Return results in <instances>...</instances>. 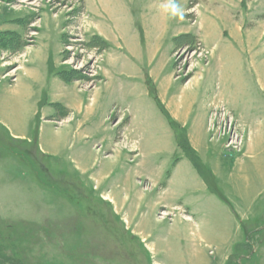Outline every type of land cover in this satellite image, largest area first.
<instances>
[{
	"label": "rangeland",
	"instance_id": "374dc122",
	"mask_svg": "<svg viewBox=\"0 0 264 264\" xmlns=\"http://www.w3.org/2000/svg\"><path fill=\"white\" fill-rule=\"evenodd\" d=\"M176 1L181 10L183 7L187 8L185 18L183 17L186 23L181 25V22H178L181 17L172 16L173 19L168 21L165 30H160L158 24L157 27L149 29L148 37L145 36L142 43L136 40V44L125 46L123 54L115 57L113 64H110L112 74L107 76L105 86L102 85L93 94L85 96L87 102H91L95 108L96 119L93 117L94 123L89 125L92 134L86 140H80L84 132L75 136L71 133L62 140L63 146L60 148L63 147L65 150L63 154L71 153L77 156V159L83 160L84 166L89 161L87 176L76 175L75 165L70 161H64L65 172L60 174L43 169L47 158L38 152L36 146L38 121L42 116L57 112L55 106H47L51 104V99L46 96L45 91L44 95L40 96L37 119V113L33 115L31 106L24 103L25 97L22 98L23 102L7 108L8 101H1L2 98H6L1 92L0 116L5 114L17 118L20 127L32 137L14 140L1 131L6 130L0 126V188H2L0 264H264V216L260 217L258 224L255 223L257 220H241L242 237L237 239L232 230L236 218L233 219L231 213V209L235 210L232 204L238 201L236 192L231 191L230 184H226V192L231 195L232 202L224 194L223 188L216 183L212 171L202 162L216 184L215 190L210 186L209 188L219 200L216 201L218 205L214 206L219 235L211 236L209 230H204L200 238L194 225L186 222L183 224L179 217L174 218L172 225L164 227L155 223L153 217L148 215L145 217L147 233L150 234L147 240L148 244L153 246V251L147 252V245L140 242L141 238L139 241L133 238L132 227L127 222L122 221L120 216H115L111 208L101 207L98 199H93V194L96 193L92 191L90 185L94 177L103 181L104 187L117 189L118 185L121 191H126L129 187V179L139 177L132 175L127 167H118L115 169L117 170L115 175L104 179L107 176H103L102 169L109 161L97 156L92 146L101 145L100 149L105 152L114 145V139L123 128L112 126L113 119L119 115L129 119L132 114L128 121L132 124L129 136L133 143L126 144L131 148L134 146L142 149L144 155L148 153V148L158 149L157 144L155 142V145L152 144V141L166 133L165 126L162 125L165 118L162 115L165 114L164 107L157 103L158 91L166 85L174 67L176 76L188 82L186 85L182 81L172 84L169 93L170 100L187 103L183 120L192 125L193 120L198 119V106L201 103L197 102L211 96L217 89L226 91L230 99L236 101L240 109L244 110L246 116L244 119L251 129L249 132L251 148H247L241 154L244 140L242 127L236 122L232 112L225 108L212 111V137H220L223 149L232 156L248 157L250 153L254 155L257 153L256 158H260L261 164L264 165V89L261 87L264 82V0L243 2L215 0L216 3L214 0ZM6 2L11 10L26 15L22 21L25 25V43L18 47L16 41L14 43L17 46L16 50H5L0 46V75L14 73L20 66L19 53L22 54L23 48L28 46L31 48L27 51V56L34 62L40 78L46 79L44 75L47 71V61L49 57L55 61L59 56L62 39L55 26L49 25L38 37L35 29L39 27L42 13L51 10L56 17L67 12L72 14L75 8L79 7L78 0H6ZM200 3L202 6L198 7ZM199 8L201 15L198 21ZM211 10L215 15L211 14ZM42 23L45 27L48 22L44 19ZM190 24L196 25L194 29L206 35L203 36L204 45L199 39L191 38L192 42H186L185 45L176 48L173 62L170 57L174 49V43H170L172 33L183 32L182 29ZM239 24L242 25L241 29H244L241 31L242 34L236 31ZM21 32L24 33L23 30ZM70 32L72 35L66 38L70 45H65L60 59L64 61L62 63L65 66L71 67L75 77L91 80L96 74V58L100 54V48L91 49L85 45L80 31ZM247 32L251 34L248 36ZM158 36L160 38L162 36L159 41L156 39ZM84 38L89 39L87 35ZM226 38L230 40L224 41ZM153 40L156 42H152ZM144 41L149 42V47L151 44L156 45L153 53H147L148 47L144 46ZM214 43L217 46L211 50ZM208 59L209 65L204 69L205 72L197 76ZM130 60L132 66L129 64ZM147 68L154 69L156 78L160 77L156 84L150 82V78L142 83L139 73L141 69L147 71ZM2 85L4 82L0 87ZM132 93L140 96L135 97L137 94ZM32 103L35 104V101L32 100ZM61 111L60 118L69 113L67 110ZM106 114L110 115L111 121L104 124L102 117L104 118ZM62 121L61 119L54 123L58 126ZM78 121L79 119L73 122V130ZM167 121V129L175 135L180 148L184 152L189 150L190 144L186 140L181 124L176 121L177 127H174L169 119ZM48 133L49 131L46 133L47 138ZM51 137L50 134L49 138ZM152 137L155 138L151 139ZM169 138L172 139V136L169 135ZM69 139L70 148L67 149L64 143ZM116 152L115 149L112 157L120 153ZM256 158L248 157L246 161L252 163L251 159L257 161ZM190 160L195 165L191 158ZM142 161L148 163L144 156ZM115 162L116 165H120L121 158L116 157ZM246 166L253 172L250 176L253 178V188H256L257 192L264 183L259 186L256 165L252 163L251 166L248 164ZM196 168L198 169L197 166ZM154 169L156 167L150 166V170ZM143 171L147 173L146 169ZM198 171L204 177L203 172L199 169ZM79 179L86 181V185L84 182H75ZM142 180L144 182L146 178ZM179 190L176 188L175 193L179 194ZM128 192L131 193L130 189ZM259 202L264 204V195ZM41 219L42 225L38 224ZM28 229L30 231H26ZM226 230L229 232L226 233Z\"/></svg>",
	"mask_w": 264,
	"mask_h": 264
},
{
	"label": "crops",
	"instance_id": "0c3cea01",
	"mask_svg": "<svg viewBox=\"0 0 264 264\" xmlns=\"http://www.w3.org/2000/svg\"><path fill=\"white\" fill-rule=\"evenodd\" d=\"M240 1L243 2L244 0ZM172 2L177 3L176 0H78L79 7L77 6L78 8H75V12L72 14L67 12L60 17H56L51 10L42 13L39 27L35 29L38 32L37 37L41 35L43 29H48L49 25L55 26L62 39L61 52L55 61L52 57H49L47 61V71L44 75L46 79H43L40 78L39 73L35 70V65H33L34 62L27 56V51L31 47L27 46L23 48V53H19V55H21L19 57L20 66L14 70L13 74L6 75L4 73L0 75V86L2 82H4V85L0 87V94L2 92L4 93V97H6L2 98V100L0 97V100L2 102L8 101L6 106L7 108H11L17 103H20L22 98L25 97L24 103L31 106L33 115L37 113V119L39 115L40 96L42 97L45 91L46 96L48 95L49 99H51V104L47 106L49 107V105H51L57 108L56 113L42 116L41 120L39 119L38 121L36 146L39 150L38 152L43 154L44 158H47L45 161V168H43L44 170H52L57 174L63 173L65 172L63 169L64 161H70L71 164L75 165L76 175L87 176V166L90 167L89 161L86 166H84L83 164L85 163L83 160L80 158L77 159V156L71 153L68 155L63 154L65 150L63 147L60 148V146H63L62 140L67 134L71 133H74L72 136H75L80 132H84V135H82L83 138H80V140H86V138L92 134V129L89 125L94 123L93 117H95V108L91 102H87V97L85 99L86 94H93L96 90L101 88L102 85L105 86L108 80L107 76L112 74V72H110V64H113V60L116 59L115 57L123 54L125 46L133 43L136 44V40H138V43H142L143 40H145V36L146 38L148 37L149 29L151 30L153 27H157L158 24H160L158 25L160 30H165L168 21L170 22L173 19L169 8ZM213 2L216 3L215 0ZM231 2H233V0H231ZM200 6H202V3H200L198 7ZM211 11V14L215 15L214 11ZM182 12L185 18L187 8L183 7ZM9 14H11V17H9ZM22 15L25 14L20 11L11 10L7 6L6 0H0V33L8 34L9 36L10 34H14V36L17 37L16 41L18 47L25 43V25L22 21L25 19L24 17H26V15ZM198 15L199 21L201 15L200 8ZM183 17L178 21L181 22V25H183L182 23H186V19ZM44 19L48 22L45 24V27L42 23ZM195 26L196 25L193 26L190 24L188 27L182 29L184 30L183 32L172 33L170 43H174V49L170 57H172L171 60H173V62V55L176 48L182 44L185 45L186 42H192L193 40H191V38L199 39L204 45L205 39L203 36L206 35H202L204 33L198 29L196 31V29H194ZM241 28L242 25H237L236 31L242 34L243 32L241 31H244V29L242 30ZM22 30L24 33L21 32ZM71 30L80 31L85 45L89 48H100V54H98V58H96V74L91 80L75 77L73 73L68 78H64L60 74L63 71H68V73L72 72L71 67L65 66V64L62 63L64 61L60 59V54L64 51L65 45H70L69 40L66 38L72 35L70 34ZM221 31H223V29ZM250 34V32H247L248 36ZM85 35H87L89 39L84 38ZM161 38L158 36L156 39L159 41ZM227 40L230 39H224V41ZM144 42V46L148 47L146 50L147 53H153L156 45L151 44V47H149V42ZM152 42L156 41L153 40ZM17 46L9 45L2 49L16 50ZM157 46H159V44H157ZM216 46L217 45L214 43L211 50L216 48ZM154 55L155 53L152 54L153 60ZM120 60L121 58L118 61ZM117 62H115V64ZM129 62L132 66L131 60ZM208 65L209 59L207 63H204L202 69L198 71L197 76H201ZM135 69H137V67H135ZM123 70L125 72V69ZM140 75L142 83L146 82L147 78H150V82L154 84L160 80V77L156 78L154 69L149 70L147 68V71L141 69L139 76ZM130 78L133 77L130 76ZM179 81H182L184 85L188 83L184 82L181 77L176 76L174 67L172 73L167 78L166 85L161 87V91L159 88L157 103L164 107L163 111L167 117L162 113L163 117L167 120L172 119L174 122L178 121L181 124L179 125L183 128L190 147H192V150L201 162L212 171L216 183H218L220 188H223L225 191L224 194L229 197L232 202L233 199L231 195L226 192V184H230L231 191L236 192L235 196L238 201L232 204L235 210L231 209L233 219L236 218L232 230H234L236 238L239 239L242 237L241 220H257L255 223L258 224L260 217L264 216V204H260L259 202L264 195V184L259 188V191L256 192V188H253L252 185L253 178L250 176L253 172L246 164L251 166L253 163L256 165V175L259 178V186L264 183V165L263 163L261 164L260 158H256L257 153L255 155L252 153L249 154L250 156L248 157L253 159L256 158L257 160L251 159L252 163L246 161L248 158L247 156L244 157L243 155L240 156L237 154L238 156L235 157L229 154L223 149L221 144L222 139H220V137H212L211 125L213 120L212 111L225 108L232 112L236 122L242 127L244 133L242 154L244 150L251 148L250 142L252 144L249 133L251 129L246 123V119H244L246 117L244 110L240 109L237 103H235L236 101L234 102L230 99L226 91H219V89H217L211 96L204 97L203 101L197 102L198 104L201 103L198 106V119L195 118L191 125L183 120V114L187 110V103L175 102L169 99L171 85ZM261 87L264 89V82L261 84ZM71 91L73 93H71ZM145 92L147 93L146 90ZM138 96L140 95L137 94L135 97ZM32 100L35 101V104L32 103ZM248 107L246 108L248 109ZM61 110H67L69 113H67L65 117L60 118L59 113L62 112ZM131 116L129 119H124L121 115L116 119L112 118V126L116 125L123 129L118 133V137L114 139V145L109 150L103 152V150L100 149L101 145L97 144L92 146V150L95 151L97 156L104 158L103 160L109 161V164L106 167L104 165L102 169L103 176H107L104 179H109L111 176L115 175L117 172L115 169L118 167H127L130 172H132V175H138L139 177H133L131 180H128L129 187L126 191H121L118 185L116 186L117 189L104 187V182L94 177L93 183L90 185L92 191L96 193L93 194V199H98V204L101 207L111 208L115 216H120L122 221L127 222L128 225L132 227L133 238L138 241L141 238L140 242L147 245V252L153 251V246L149 245L147 240L150 234L147 233L148 229L146 228H148V225L145 217L148 215L153 217L155 223L163 225L164 227L172 225L174 218L179 217L183 224H185V222L193 224V227L198 230L200 238H202L204 230H209L211 236H213V234L219 235L218 225L216 224V211L214 210L216 209L214 206L218 205L216 201L219 200L212 194L206 179H204L203 175H201L196 166L192 163L189 156L180 148L175 135L170 129H167L168 121L165 120V118V121L162 120V125L165 126V135L152 141V144H157L158 149L155 147L148 148V153L144 155L142 149H137L134 146L131 148L129 146L133 143V139L129 136L132 124L128 120H130ZM1 117H6L8 119ZM61 119L63 120L62 123L56 126L54 122H59ZM78 119V124L75 125L73 130V122ZM17 121V118L8 117L5 114L0 116V126H3L6 130L1 131L8 134L9 137L14 140L30 139L32 136L30 134L28 135V132H25L24 128L20 127V122ZM110 121V115L106 114L104 118L102 117V122L104 124ZM115 122L117 123L114 124ZM48 131L47 138L46 133ZM50 134L52 135L51 138H49ZM167 135L168 137H166ZM169 135L172 136V139L169 138ZM153 138L155 137L151 139ZM127 142L129 145L126 144ZM64 146L67 149L70 148V139L65 141ZM115 149L120 153L112 157ZM143 156L147 159V164L142 161ZM116 157L121 158L120 165H116ZM150 166L156 167V169L150 170ZM143 169H146L147 173L143 171ZM234 171L236 172L234 173ZM226 173L231 174L226 176ZM143 178H146L144 182L142 180ZM75 182H84V185H86V181L84 180L81 181L79 179L78 181L75 180ZM176 188L180 189L179 194L175 193ZM129 189L131 193L128 192ZM0 190H2V188H0ZM36 222H38V220ZM40 223L42 225V219L38 222V224ZM186 225L188 226V224ZM41 228H39V230ZM26 231L30 230L28 229ZM225 232L228 233L229 231L226 230ZM208 235L210 239L209 232Z\"/></svg>",
	"mask_w": 264,
	"mask_h": 264
},
{
	"label": "trees",
	"instance_id": "16d2710c",
	"mask_svg": "<svg viewBox=\"0 0 264 264\" xmlns=\"http://www.w3.org/2000/svg\"><path fill=\"white\" fill-rule=\"evenodd\" d=\"M16 36H14V34H10V36L8 34H2L0 33V46L2 47H8L9 45H14V43L16 42ZM73 72H69L68 71H63L60 74L64 77V78H68L70 75H72ZM66 111V110H65ZM171 121V124L174 127H177V125L175 124V122L172 119H169ZM179 127V126H178ZM37 134V133H36ZM178 134V138H179ZM190 147V146H189ZM185 153L193 160V162L195 163V165L198 167V169L203 172L204 174V178L206 179V181L208 182L210 188L212 190L216 189V184L213 182V178L211 173L205 168V166L201 163V161L199 160V158L197 157V155L194 153V151L191 149L186 150Z\"/></svg>",
	"mask_w": 264,
	"mask_h": 264
},
{
	"label": "clouds",
	"instance_id": "9594fccd",
	"mask_svg": "<svg viewBox=\"0 0 264 264\" xmlns=\"http://www.w3.org/2000/svg\"><path fill=\"white\" fill-rule=\"evenodd\" d=\"M169 8L171 10L172 16H179L181 18L183 17V12L176 3L174 2L170 3Z\"/></svg>",
	"mask_w": 264,
	"mask_h": 264
}]
</instances>
